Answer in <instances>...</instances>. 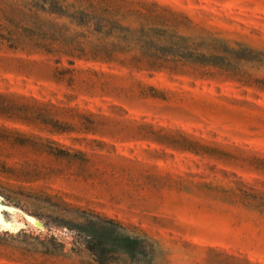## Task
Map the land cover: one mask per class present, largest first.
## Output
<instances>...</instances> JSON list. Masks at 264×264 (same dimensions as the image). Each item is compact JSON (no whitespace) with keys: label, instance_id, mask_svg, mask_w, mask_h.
Here are the masks:
<instances>
[{"label":"rangeland","instance_id":"1","mask_svg":"<svg viewBox=\"0 0 264 264\" xmlns=\"http://www.w3.org/2000/svg\"><path fill=\"white\" fill-rule=\"evenodd\" d=\"M156 1L206 64L0 47V264H264V0ZM96 218L142 245L98 261Z\"/></svg>","mask_w":264,"mask_h":264},{"label":"trees","instance_id":"2","mask_svg":"<svg viewBox=\"0 0 264 264\" xmlns=\"http://www.w3.org/2000/svg\"><path fill=\"white\" fill-rule=\"evenodd\" d=\"M179 16L156 0H0V47L71 66L87 62L137 72L206 64L208 56L177 34ZM116 225L85 219V227L96 229L87 235V248L98 261L106 252L133 256L143 242Z\"/></svg>","mask_w":264,"mask_h":264},{"label":"bare ground","instance_id":"3","mask_svg":"<svg viewBox=\"0 0 264 264\" xmlns=\"http://www.w3.org/2000/svg\"><path fill=\"white\" fill-rule=\"evenodd\" d=\"M3 207L2 205H0V208ZM0 223L5 224L6 220L3 218L2 214H0Z\"/></svg>","mask_w":264,"mask_h":264}]
</instances>
